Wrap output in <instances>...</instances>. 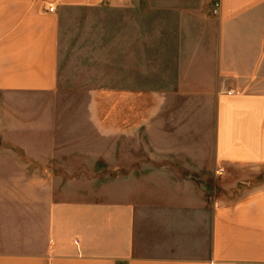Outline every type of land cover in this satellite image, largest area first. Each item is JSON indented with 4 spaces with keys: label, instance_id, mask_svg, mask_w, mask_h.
Masks as SVG:
<instances>
[{
    "label": "rangeland",
    "instance_id": "1",
    "mask_svg": "<svg viewBox=\"0 0 264 264\" xmlns=\"http://www.w3.org/2000/svg\"><path fill=\"white\" fill-rule=\"evenodd\" d=\"M217 10L133 0L61 11L56 90L0 93V251L27 250L67 201L134 204L141 256L206 252L215 204L264 184L263 166L214 162Z\"/></svg>",
    "mask_w": 264,
    "mask_h": 264
},
{
    "label": "crops",
    "instance_id": "2",
    "mask_svg": "<svg viewBox=\"0 0 264 264\" xmlns=\"http://www.w3.org/2000/svg\"><path fill=\"white\" fill-rule=\"evenodd\" d=\"M115 1L133 0H0V93L55 91L61 11ZM217 9L214 162L222 170L264 167V0H217ZM137 210L129 203H53L38 241L21 252L0 251V264H264V184L215 204L201 256L137 254Z\"/></svg>",
    "mask_w": 264,
    "mask_h": 264
},
{
    "label": "built area",
    "instance_id": "3",
    "mask_svg": "<svg viewBox=\"0 0 264 264\" xmlns=\"http://www.w3.org/2000/svg\"><path fill=\"white\" fill-rule=\"evenodd\" d=\"M51 11H53V9H51Z\"/></svg>",
    "mask_w": 264,
    "mask_h": 264
}]
</instances>
